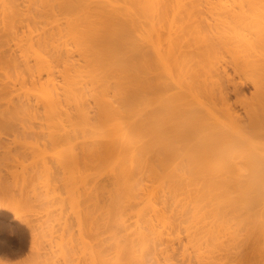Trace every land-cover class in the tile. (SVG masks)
Listing matches in <instances>:
<instances>
[{
  "label": "bare ground",
  "instance_id": "bare-ground-1",
  "mask_svg": "<svg viewBox=\"0 0 264 264\" xmlns=\"http://www.w3.org/2000/svg\"><path fill=\"white\" fill-rule=\"evenodd\" d=\"M0 149V164L18 163L0 171V209L15 218L34 193L67 211L69 235L109 195L107 222L118 212L132 240L108 228L127 249L100 264H264V0H0ZM8 178L25 207L7 204Z\"/></svg>",
  "mask_w": 264,
  "mask_h": 264
},
{
  "label": "rangeland",
  "instance_id": "rangeland-1",
  "mask_svg": "<svg viewBox=\"0 0 264 264\" xmlns=\"http://www.w3.org/2000/svg\"><path fill=\"white\" fill-rule=\"evenodd\" d=\"M246 84V85H245ZM245 84H243V86H241L240 87V89L241 90H243V92L245 91V94H246V96L248 95V96H250V93L251 92H249V91H251L252 90V88L249 86V84L248 83H245ZM248 85V86H247ZM247 86V87H246ZM233 90V89H232ZM232 90L230 91L231 93H232ZM249 90V91H248ZM249 93H248V92ZM230 93V94H231ZM234 93V92H233ZM232 96L234 95V94H231ZM27 135V134H26ZM26 137V139H27V141L28 140H30L31 139V137H32V139L34 138V136H29L30 137V139H28V135L27 136H25ZM36 138V140L34 139L33 141L35 142V141H41L38 137H35ZM41 138V137H40ZM31 141V140H30ZM39 141L37 142V144H39ZM42 142H45L44 140H42ZM41 142V143H42ZM30 144V142L28 141L27 142V144ZM27 144H26V146H27ZM32 144V143H31ZM36 144V143H35ZM33 146H35L34 144H32ZM29 146V145H28ZM48 148H49V150H51V144L48 146ZM30 147L27 149V152H28V150L30 151ZM0 152H1V149H0ZM34 152V151H33ZM30 153V152H29ZM29 153H28V155L27 156H31V154L29 155ZM31 153H32V151H31ZM27 154V153H26ZM33 154H36V153H33ZM26 155H25V157H24V161H26L27 160V162H25V164L27 163V165L29 166H31V168H33L34 166H37V165H34V163L33 164H31L32 162H33V160H35V159H38L39 160V163L41 162L42 163V160L40 159V156H39V158H36V156L37 155H35L33 158H35V159H32V156L29 158V157H27ZM12 159V158H11ZM26 159V160H25ZM28 159H30V161L28 160ZM32 159V160H31ZM7 161V160H6ZM36 161V160H35ZM1 162H3V161H1ZM5 162V161H4ZM14 162V163H13ZM10 164L12 163L13 165L16 163V161H12V162H9ZM9 164V165H10ZM11 164V165H12ZM18 163H16V165H17ZM1 165V168H0V171H1V173L2 172H4V173H7V172H9L10 171V173H11V171H13V168L11 169V165H10V169L9 168H7V167H9V165H8V163H7V165L6 164H0ZM4 165L6 166V168L8 169H6V168H4ZM12 165V166H13ZM20 165V164H19ZM32 165H34V166H32ZM2 166H3V168L4 169H6L5 171H3L4 169L2 168ZM26 166V165H25ZM28 166H26V168L28 169V170H32L31 168L29 169L28 168ZM15 167V166H14ZM38 167H41V164H40V166L38 165ZM38 167H36L37 168V170H38ZM15 168H18V172L20 171V169H22L20 166H16ZM26 169V170H27ZM41 170H42V168H40ZM17 170V169H16ZM23 170H25V167H24V169ZM25 170V173H27L28 171H26ZM35 169L33 168V170H32V173H27V175H30V177L34 180V182H36L37 183V185H35V186H40L39 185V183L41 184V182H42V180H40L39 179V174L41 173L40 171L41 170H39V171H35V172H33ZM14 171H15V169H14ZM17 172V171H16ZM22 171H20V174L22 175V173H21ZM37 172H39L38 174H37ZM4 173H2V174H4ZM15 173V172H14ZM34 173V174H33ZM92 173H93V171H92ZM94 175H96L95 174V172L93 173ZM5 176L7 175V174H4ZM18 175H19V173H18ZM25 175V176H24ZM7 176H9V175H7ZM6 176V177H7ZM16 176H17V173H16ZM22 176H24L25 177V179H24V183H23V179H22V181H21V185H22V187H24L23 185H25V180H26V174H24L23 173V175ZM21 176V177H22ZM96 176H100V174H98V175H96ZM96 176H95V178H96ZM10 177V176H9ZM15 177V176H14ZM19 176H17L16 178H18ZM61 177H63V175L61 176ZM20 178V177H19ZM18 178V179H19ZM95 178H92V179H95ZM99 179H100V181L101 182H103V180H105V183H106V185H107V179H105V177H98ZM9 179V178H8ZM8 179H7V181H8ZM15 178H13V180H14ZM17 179V180H18ZM102 179V180H101ZM11 179H9V183L11 184V183H16V186L14 185V184H11L12 186H10V184L8 185V184H6L5 182V186L7 185V186H10L11 188H10V190H7V188L5 189V190H7V191H9L8 193H10L11 192V190L12 189H14V190H12L13 191V193H14V191L16 192L17 191V186H19L18 185V182L20 183V181H17V182H14L13 180H12V182L10 181ZM19 180H21V179H19ZM33 180H29V181H33ZM109 180H111L110 178H109ZM108 180V181H109ZM16 181V180H15ZM28 181V182H29ZM95 181V183H96V186L98 187L99 185H97L98 184V182L96 181V179L94 180ZM94 181H92V183L94 182ZM27 182V181H26ZM112 181H110V183H111ZM3 183V184H4ZM33 183V182H32ZM36 183H34V184H36ZM109 183V182H108ZM27 184V183H26ZM33 184V185H34ZM29 185H31L30 184V182H29ZM95 185V184H94ZM94 185H92V188L94 187ZM105 185V184H104ZM104 185L103 184H101V186L102 187H104ZM106 185H105V188H106V192H107V195H108V192L110 191H108V189H111V184H109V186H107L106 187ZM5 186H4V188H5ZM17 187L16 189L14 188V187ZM34 186V187H35ZM95 186V190H96V192H98L97 190H99V187L97 188ZM20 187V186H19ZM22 187H20V188H22ZM26 187H28V184H27V186ZM30 187V186H29ZM31 187H33V186H31ZM41 187V186H40ZM20 188H18L19 190L17 191V194L16 193H10L11 194V197L9 196V198H11V200L9 199V202H8V200L6 199V202H8L7 204H9L10 202H12V203H14L15 202V205H16V203L17 202H19L17 199H20V202L23 200V203H22V207H25L26 205H27V207H28V211H30L29 213L25 210L27 207H25V208H23L22 209V207H20L22 210V214L21 213H19V218H15V216H14V214H12V213H10V212H8V211H5V210H2V209H0V261H3L4 259H6V257H9V258H7L6 260H8V261H11V262H13V264H15L16 262L15 261H17V263L16 264H21V260H22V264L24 263H26V264H29V263H27L28 262V260H29V262L30 263H32L31 262V260L33 261V259L35 260V259H37L38 261H40L41 263L40 264H45V262H46V264H49L50 262H52V263H50V264H53V262H54V260L57 258V255H58V258L60 259V257H61V259L60 260H58V262H57V259L55 260V262H54V264L56 263V264H58V263H60V264H67V262H68V259H66V258H72L71 260L69 259V262H68V264H75L74 262H77V260L79 261V258H80V260L82 261V259H84L85 260V262H87L88 264H92L93 262V259H94V263L93 264H98V262H99V264H100V261H101V257H100V255L102 256V254L104 253H102V251H104V249H105V251H106V253H104V254H106L107 256L108 255H110L109 253L112 251L113 252V250H114V248H113V246L119 241V242H123V240H125L126 239V235L128 234V236H129V231L127 232V230L125 229V227L127 226V223H126V225L125 224H123V220H122V218H121V216L120 215H118L117 213L118 212H115L114 210H112V205H111V210L112 211H114L115 213H116V216H118V217H116L115 216V213L113 214L114 216H115V218H117L116 219V223L113 221L112 223L110 222V217H112V216H109V222H107V218H108V216H106L105 215V213H103V211L105 210V207H107L105 204H106V201H105V196L104 195H102V194H104L105 192L103 191V193L101 194V193H99L100 195H102L103 197H104V201H105V204H104V201H103V204L105 205H103L102 204V199H101V197L102 196H100L98 193H96L98 196H100V199H96V200H98L97 202V204H96V202L94 203V204H92V202H94V200L92 201L91 200V206H90V202H89V204H87V205H89V208L91 207V208H93V209H91V210H89L88 209V206L86 205V207H87V209H86V212H88L89 214L88 215H90V216H88V220H93L92 222V224H90L91 222L89 221V223L87 222L88 220H87V213L85 212V217L84 218H86V220H83V222H85V223H81L82 225L84 224V226L82 227V225H79V222L77 221H75L74 222V220L75 219H73V217L71 218V220L69 221V222H71L72 224L71 225H73L72 227H73V229L71 230V232L69 231V229L68 228H72V227H68L67 226V233L69 232V235H67L66 234V232H65V230H63V232L65 233H63V236H61L62 235V229L64 228V223H65V216L64 215H66V216H68V214H66L67 213V211H65V212H62L61 213V216H58V215H60V213H59V211L61 212L62 210H60V205L58 206V207H56L58 204H56V209L53 207L54 205H51V204H49V207H48V204H46L47 205V207L45 206V204H39L37 201H35V202H37L38 204H36L33 200H32V198L33 197H31L32 196V194H34V193H31V190H33V192L35 191L34 189H32V188H28V189H31L30 190V193H31V196L29 195V200L28 201H30V202H33V204H30L29 202H28V204H26L25 203V206L23 205L24 204V200L26 201L27 199L25 198V197H23L22 195H21V197H23V198H21L20 197V193H21V189ZM37 188V187H36ZM8 189H9V187H8ZM101 189H103V188H101ZM21 190V191H20ZM26 190V192H27V195L28 194H30V193H28V190L27 189H25ZM94 190V191H95ZM23 191H24V188H23ZM42 190H40V192H41ZM63 191V190H62ZM61 191V192H62ZM20 192V193H19ZM25 192V191H24ZM26 192H25V194H26ZM39 194H40V192L39 191H37ZM100 192H102V190H100ZM5 193V192H4ZM42 193V192H41ZM19 194V195H18ZM21 194H23L24 195V193L22 192ZM44 194H46V193H42V195H44ZM51 194V193H50ZM95 193L93 192V196L95 197L96 195H94ZM106 194V193H105ZM14 195H17V196H14ZM8 196V195H7ZM24 196H26V195H24ZM109 196V195H108ZM108 196H106V197H108ZM17 197H19V198H17ZM41 197H43V196H41ZM5 198H6V196H5ZM12 198H14L13 200H12ZM17 198V199H16ZM25 198V199H24ZM31 199V200H30ZM34 199V198H33ZM40 200H41V198H40ZM42 201V200H41ZM99 201H100V203H101V206H100V203H99ZM5 202V203H6ZM19 202V203H20ZM12 203H10V204H12ZM19 203L17 204V206L19 205ZM95 204H96V206H95ZM108 204V203H107ZM14 205V204H13ZM14 205V206H15ZM20 205H21V203H20ZM19 205V206H20ZM35 205H37L38 207H36V208H34V207H31V208H29L30 206H35ZM40 205V206H39ZM45 206V207H44ZM100 206V207H99ZM104 206V207H103ZM110 206V205H109ZM109 206H108V208H109ZM41 207V208H40ZM97 207H99V208H97ZM101 207H102V209H101ZM47 208V209H46ZM96 208H97V210H96ZM107 208V209H108ZM19 209V208H18ZM34 210V211H32V210ZM55 211H54V210ZM58 209H59V211H58ZM107 209H106V211H107ZM20 210V209H19ZM23 210L25 211V213H23ZM37 210V212H35ZM41 212H40V211ZM64 210H66V208L64 209ZM68 210V209H67ZM93 210V211H92ZM111 210H109L110 212H111ZM18 211V210H17ZM21 211H19V212H21ZM32 211V212H31ZM49 211H50V213H49ZM57 211H58V213H57ZM92 211V212H91ZM48 212V213H47ZM36 213V214H35ZM40 213V214H39ZM55 213V214H54ZM57 213V214H56ZM69 214H70V210H69V212H68ZM101 213V214H100ZM103 213V214H102ZM112 213V212H111ZM111 213L109 214V215H111ZM32 214V215H31ZM34 214V215H33ZM47 214H49V215H47ZM51 214H53V215H51ZM72 214V213H71ZM70 214V215H71ZM99 214V215H98ZM107 214V213H106ZM24 215V216H23ZM29 215V216H28ZM43 215H45V216H43ZM47 215V216H46ZM51 215V216H50ZM56 215V217H54V219L55 218H60V219H64V220H61L60 221V219L58 220V218H57V220H54L53 219V216H55ZM63 215V216H62ZM69 215V216H70ZM92 215V216H91ZM102 215V216H101ZM32 216V217H31ZM40 216H43V219H42V217H40ZM71 216H73V215H71ZM106 216V217H105ZM21 217H22V219H21ZM30 219L29 220V222H31V224L33 225V226H31V224L29 225L28 224V218ZM37 217H39L38 219H37ZM52 217V218H51ZM64 217V218H63ZM91 217H93V218H91ZM98 217V218H97ZM104 217L106 218V219H104ZM25 218H27L26 220H25ZM36 219V221H37V223H36V221H35V219ZM41 218V219H40ZM50 218V219H49ZM67 218V217H66ZM69 219H70V217H68ZM120 218H121V221H120ZM52 219V220H51ZM73 219V220H72ZM83 219V216H82V218H81V220ZM114 219V217H112V219L111 220H113ZM118 219H119V221H118ZM26 221V223H25V221ZM35 221V222H32V221ZM80 220V221H81ZM47 222L46 224L45 223H43V222ZM55 221H58V222H60V224L58 223V222H55ZM118 221V222H117ZM24 222V223H23ZM68 222V223H69ZM100 222V223H99ZM41 223V225H39ZM50 223V224H49ZM54 225H53V224ZM56 223H58L57 224V226H60V227H58V232L56 231V229L55 228H57V226H56ZM73 223H75V224H73ZM90 224L91 225V227H90V225H88V224ZM110 223H111V225H110ZM26 224V225H25ZM45 226H43V225ZM63 224V225H62ZM95 224H97L96 226H95ZM109 224V225H108ZM41 226V228L39 227V226ZM51 225V226H50ZM69 226H70V224H68ZM77 225L78 226H80V227H77ZM101 225V226H100ZM43 226V227H42ZM49 226V227H48ZM86 226V227H85ZM12 227V228H11ZM33 228V229H31V228ZM76 227V228H75ZM83 228V230L85 229V231H87L86 233L89 235V234H91V236L90 237H88L87 236V234L85 233V231H83L82 229H81V231H77V229H79V228ZM40 228V229H39ZM54 228V229H53ZM62 228V229H61ZM91 228H94V229H91ZM108 228H109V230L112 228V230H114V233L116 232V234H117V237L119 236V240H117V242L116 243H113V237H115V238H117L116 236H114V233H112V232H110V231H108ZM118 228H121V230L119 231V230H117ZM124 228V229H123ZM36 231H35V230ZM87 229H89V230H87ZM124 231H123V230ZM33 230V231H32ZM41 230V231H40ZM76 231V232H84L85 234V237H83V232H82V237L79 235V233H76V232H74V234L72 233V231ZM91 230H93L94 231V234L92 235V233H90L91 232ZM130 230V229H129ZM132 230V229H131ZM35 231V232H34ZM49 231V232H48ZM123 231V232H122ZM32 232V233H31ZM34 232V233H33ZM39 232V233H38ZM55 232V233H54ZM60 232H61V235H60ZM106 232V233H105ZM109 232V233H108ZM126 232H127V234H126ZM40 233H41V235H40ZM75 233L78 235V236H80V237H77V235L76 236H74L75 235ZM43 234V235H42ZM45 234H46V236H45ZM57 234H59L61 237H64V238H62L61 239V237L59 236V235H57ZM113 235V237H112V235ZM115 234V235H116ZM121 234V235H120ZM36 235V240L33 238L34 236ZM54 235V236H53ZM65 235L67 236V237H65ZM40 236V237H39ZM43 236V237H42ZM88 237V239L91 241V243L89 242V240L87 239V237ZM42 237V238H41ZM56 237H58V239L56 238ZM73 237H76L75 239L72 238ZM112 237V238H111ZM124 237H125V239H124ZM130 237V236H129ZM25 238V239H24ZM32 238H33V240H32ZM46 239V240H44V239ZM114 238V239H115ZM43 241H41V240ZM50 239V240H49ZM70 239V240H69ZM78 239V240H77ZM82 239V240H81ZM87 241H86V240ZM112 239V240H111ZM129 239V238H128ZM54 240V241H53ZM71 240H73L72 242H71ZM76 242H75V241ZM83 240H85V241H83ZM94 242H93V241ZM129 240H132L131 238L129 239ZM129 240H127L126 239V242H128ZM37 241H40V242H37ZM46 241V242H45ZM62 243H64L65 242V244H62ZM64 241V242H63ZM70 241V242H69ZM80 241H82V242H80ZM61 244L60 246L63 248V249H61V247H59V245H57V244H59V243ZM79 242V243H78ZM130 242V241H129ZM32 243H33V245H32ZM42 243H43V245H42ZM46 243H48V244H46ZM71 243V244H70ZM81 243V244H80ZM97 243V244H96ZM113 243V244H112ZM31 244V245H30ZM40 244V245H39ZM69 244V245H68ZM86 245V247L84 246V245ZM90 244V245H89ZM95 246V249L97 248L96 247V245L98 246V249H97V253L94 251V247L92 246ZM129 244H131V243H128V244H126V243H124V245H126V246H128ZM15 245V246H14ZM23 245V246H22ZM38 245V246H37ZM64 245H66V247L64 246ZM88 245V246H87ZM109 245H111V247L109 246ZM113 245V246H112ZM31 246H33L32 247V249H34V250H31L30 248H31ZM37 246V247H36ZM54 246V247H53ZM58 246V247H57ZM72 246V247H71ZM78 246V247H77ZM91 246V247H90ZM117 246V245H116ZM123 246V245H122ZM14 247V248H13ZM34 247H36V248H34ZM89 247V248H88ZM104 247V248H103ZM130 248H133V246L131 245V246H129ZM21 248V249H20ZM39 248V249H38ZM45 248V249H44ZM84 248H86V249H84ZM109 248H111V250L109 249ZM130 248H128V250L130 249ZM19 249V250H18ZM30 249V250H29ZM36 249V250H35ZM93 249V251H91ZM103 249V250H102ZM109 249V250H108ZM117 249H119V251L121 250L119 247H117ZM116 249V250H117ZM123 249H124V247H123ZM122 249V250H123ZM127 249V248H126ZM126 249H124L125 251H126ZM23 250H24V253H23ZM57 251V253H56V251ZM70 250H72V251H70ZM81 250V251H80ZM86 250H88L87 252H86ZM116 250H114V253L116 252ZM121 250V251H122ZM124 250H123V252L122 253H124L123 255H125V252H124ZM127 250V251H128ZM31 251H37L36 253H41V255L44 257V259H42V261H41V259L39 260V257L41 258L42 256L40 255H37V256H39V257H37V256H35V254H34V252H31ZM54 251H55V253H54ZM60 251H62V252H60ZM63 251H67L66 252V254H65V252L63 253ZM85 253H83V252ZM91 252V254H90V252ZM15 254H14V253ZM17 252V253H16ZM27 252V253H26ZM60 252V253H59ZM80 252V253H79ZM89 252V253H88ZM93 252H95L96 254H92ZM99 252V253H98ZM22 253V254H21ZM46 253V254H45ZM47 253L49 254V256L47 255ZM70 253H73L72 255H73V257H70L71 255H68V254H70ZM78 253L80 254V255H78ZM84 255H83V254ZM108 253V254H107ZM118 253L119 252H117L116 254L118 255ZM17 254V255H16ZM27 254H28V256H27ZM34 254V255H33ZM61 254H65V256L64 255H62L61 256ZM82 254V255H81ZM89 254H90V257L92 256L93 257V259H92V257L90 258L89 257ZM103 254V255H104ZM121 254V253H120ZM127 254V253H126ZM15 255V256H14ZM20 255V256H19ZM33 255V256H32ZM76 255V257H74ZM94 255L95 256H99V261H97V258L98 257H94ZM117 255H116V257H117ZM128 255V254H127ZM12 256V257H11ZM26 257V259H25V257ZM48 258V257H52L51 258V260H49V259H47L46 257ZM120 256V255H119ZM122 256V255H121ZM129 257H131L132 256V254H131V251H130V255H128ZM128 256L126 257V256H124V257H126L127 259H128ZM31 259H30V258ZM79 257V258H78ZM89 257V258H88ZM104 257H105V255H104ZM104 257H103V259H104ZM115 257V256H114ZM123 257V256H122ZM121 257V259H124V258H122ZM13 258V260H15V261H13V260H9V259H12ZM17 258V259H16ZM19 258H20V260H19ZM22 258V259H21ZM24 258V259H23ZM78 258V259H77ZM87 258V259H86ZM112 258V254H111V257H110V259ZM118 258V257H117ZM117 258H115V259H117ZM28 259V260H27ZM62 259H64L63 261H62ZM66 259V260H65ZM74 259V260H73ZM89 259V260H88ZM109 259V260H110ZM6 260H4L3 262H4V264L5 263H7L8 261H6ZM25 260H27V261H25ZM83 260V261H84ZM86 260H88V261H86ZM92 260V261H91ZM119 260V259H118ZM118 260H116V262L118 261ZM132 257H131V259H130V262H129V260H123L124 261V263H125V261H128V262H126V264L127 263H130V264H132ZM80 261V263H82ZM120 261V260H119ZM3 262H1V263H3ZM11 262H9V264H12ZM19 262V263H18ZM43 262V263H42ZM71 262V263H70ZM85 262H83V264L85 263ZM110 262H111V260H110ZM113 262V261H112ZM116 262H114V263H116ZM0 263V264H1ZM79 262H77L76 264H80ZM86 263V264H87ZM113 263V264H114ZM36 264V263H35ZM38 264V263H37ZM102 264V263H101ZM109 264V263H108ZM112 264V263H111ZM117 264H118V262H117Z\"/></svg>",
  "mask_w": 264,
  "mask_h": 264
}]
</instances>
